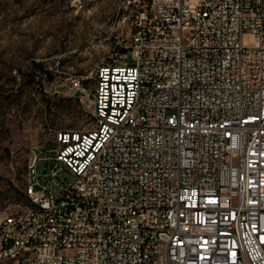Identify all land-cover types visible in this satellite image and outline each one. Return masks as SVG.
<instances>
[{"label": "built area", "instance_id": "built-area-1", "mask_svg": "<svg viewBox=\"0 0 264 264\" xmlns=\"http://www.w3.org/2000/svg\"><path fill=\"white\" fill-rule=\"evenodd\" d=\"M115 17L114 56L70 86L94 124L34 148L0 259L264 264V0H121Z\"/></svg>", "mask_w": 264, "mask_h": 264}, {"label": "rangeland", "instance_id": "rangeland-1", "mask_svg": "<svg viewBox=\"0 0 264 264\" xmlns=\"http://www.w3.org/2000/svg\"><path fill=\"white\" fill-rule=\"evenodd\" d=\"M120 3L0 0V216L28 205L34 148L52 147L60 132L93 126L91 109L70 86L114 56Z\"/></svg>", "mask_w": 264, "mask_h": 264}]
</instances>
